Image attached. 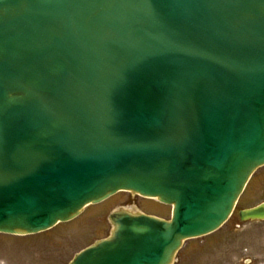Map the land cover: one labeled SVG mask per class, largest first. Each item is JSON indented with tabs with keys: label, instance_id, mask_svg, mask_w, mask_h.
Segmentation results:
<instances>
[{
	"label": "water",
	"instance_id": "1",
	"mask_svg": "<svg viewBox=\"0 0 264 264\" xmlns=\"http://www.w3.org/2000/svg\"><path fill=\"white\" fill-rule=\"evenodd\" d=\"M262 167L264 0H0V233L130 191L171 221L115 210L70 264H173Z\"/></svg>",
	"mask_w": 264,
	"mask_h": 264
},
{
	"label": "rangeland",
	"instance_id": "2",
	"mask_svg": "<svg viewBox=\"0 0 264 264\" xmlns=\"http://www.w3.org/2000/svg\"><path fill=\"white\" fill-rule=\"evenodd\" d=\"M262 202L264 168L252 177L236 212L222 229L189 241L183 254L192 247H199L200 251L194 253L189 262L181 264H245L247 261L264 264V222L242 223L238 217L240 210ZM121 206L164 218L170 215L168 206L121 192L101 204L87 207L76 219L59 224L50 231L28 237L0 234V264H69L75 254L109 235L108 216ZM181 255L178 258H182Z\"/></svg>",
	"mask_w": 264,
	"mask_h": 264
},
{
	"label": "flooded vegetation",
	"instance_id": "3",
	"mask_svg": "<svg viewBox=\"0 0 264 264\" xmlns=\"http://www.w3.org/2000/svg\"><path fill=\"white\" fill-rule=\"evenodd\" d=\"M239 219H240V217H239ZM264 222V221H263ZM242 226V225H241ZM188 243H189V241H187V242H185L184 243V245H183V247H182V249H181V251L179 252V255H180V253H182V258L180 257L179 259H177L176 260V262H175V264H177L178 262L181 264V263H186V262H189L190 260H191V258H192V256H193V254L194 253H199V251H200V249H199V247H192V249L191 248H189L188 250H187V253L186 254H183V252L186 250V248L188 247ZM191 249V250H190ZM189 250H190V252H189ZM189 252V253H188ZM185 255H186V257H185ZM211 264H213V263H211ZM215 264V263H214ZM245 264H253V262L251 261V262H245Z\"/></svg>",
	"mask_w": 264,
	"mask_h": 264
}]
</instances>
